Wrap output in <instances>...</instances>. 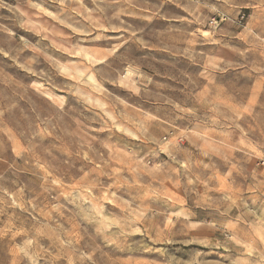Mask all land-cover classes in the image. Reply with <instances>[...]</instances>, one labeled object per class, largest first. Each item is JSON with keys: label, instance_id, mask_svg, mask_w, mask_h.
Instances as JSON below:
<instances>
[{"label": "rangeland", "instance_id": "1", "mask_svg": "<svg viewBox=\"0 0 264 264\" xmlns=\"http://www.w3.org/2000/svg\"><path fill=\"white\" fill-rule=\"evenodd\" d=\"M262 158L264 0H0V264H264Z\"/></svg>", "mask_w": 264, "mask_h": 264}, {"label": "built area", "instance_id": "2", "mask_svg": "<svg viewBox=\"0 0 264 264\" xmlns=\"http://www.w3.org/2000/svg\"><path fill=\"white\" fill-rule=\"evenodd\" d=\"M245 15H242V18H244ZM260 164L264 165V158L261 159Z\"/></svg>", "mask_w": 264, "mask_h": 264}]
</instances>
